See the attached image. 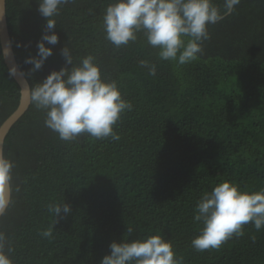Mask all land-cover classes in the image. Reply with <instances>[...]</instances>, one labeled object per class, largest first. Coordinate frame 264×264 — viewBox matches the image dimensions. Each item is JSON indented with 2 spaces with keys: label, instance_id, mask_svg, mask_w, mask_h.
<instances>
[{
  "label": "trees",
  "instance_id": "trees-1",
  "mask_svg": "<svg viewBox=\"0 0 264 264\" xmlns=\"http://www.w3.org/2000/svg\"><path fill=\"white\" fill-rule=\"evenodd\" d=\"M109 2L64 6L53 30L59 42L46 44L53 54L30 73L24 60L36 55L45 18L38 0H5L14 56L29 86L71 67L61 55L67 45L74 62L95 55L103 75L117 80L133 104L114 128L119 141L83 134L65 143L44 127L43 112L31 102L13 124L3 150L16 162L20 191L0 217L13 264H100L111 242L157 233L184 264H264V228L251 223L218 251L197 252L190 243L199 233L193 216L203 192L225 180L245 191L264 188V0H241L236 13L209 25L203 55L186 65L159 60L143 36L115 50L100 27ZM141 59L157 65L155 76L139 66ZM18 101L0 49V125ZM53 200L71 212L48 240L38 230L52 224L44 206Z\"/></svg>",
  "mask_w": 264,
  "mask_h": 264
},
{
  "label": "clouds",
  "instance_id": "clouds-1",
  "mask_svg": "<svg viewBox=\"0 0 264 264\" xmlns=\"http://www.w3.org/2000/svg\"><path fill=\"white\" fill-rule=\"evenodd\" d=\"M73 3L75 0H38V12L46 23L36 43V55L24 60L32 65L30 73L40 70L53 54L46 44L55 46L59 42L53 31L56 18L64 6ZM240 3L241 0H222L220 5L213 0H110L103 10L100 27L104 39L115 50L129 47L143 36L147 45L157 50L159 60L186 65L203 55L204 42L211 39L208 26L236 13ZM61 55L71 67L51 71L27 90L31 104L44 114V127L65 143L74 142L83 134L97 140L119 141L120 135L114 128L133 110V104L122 94L118 81L103 75L93 54L74 62L72 49L65 45ZM139 66L150 76L157 73V65L147 59H141ZM9 75H17L16 66L9 69ZM20 75L24 73L21 71ZM15 169L16 162L0 148V217L13 206L14 196L20 191ZM44 207L53 220L38 230V235L52 240L53 226L70 214L71 208L55 200ZM193 220L200 228L190 242L191 247L197 252L218 251L229 240L244 236L245 225L251 223L256 231L264 228V188L245 191L234 182L221 181L211 191L202 193ZM133 231L132 227L127 228V234ZM109 249L100 264H184L172 242L159 233L131 241H113ZM13 250L5 233L0 232V264H13L9 255Z\"/></svg>",
  "mask_w": 264,
  "mask_h": 264
},
{
  "label": "water",
  "instance_id": "water-1",
  "mask_svg": "<svg viewBox=\"0 0 264 264\" xmlns=\"http://www.w3.org/2000/svg\"><path fill=\"white\" fill-rule=\"evenodd\" d=\"M0 49L7 70L9 71L11 67L16 66L17 75L12 76V78L19 87V101L17 107L0 125V148H3L4 140L9 130L26 112L30 105V99L27 94L29 83L24 75H20L21 70L16 62L8 32L5 14V0H0Z\"/></svg>",
  "mask_w": 264,
  "mask_h": 264
}]
</instances>
